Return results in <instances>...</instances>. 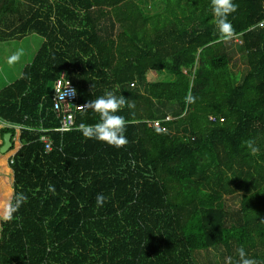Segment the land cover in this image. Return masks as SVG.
I'll return each instance as SVG.
<instances>
[{"label": "trees", "instance_id": "16d2710c", "mask_svg": "<svg viewBox=\"0 0 264 264\" xmlns=\"http://www.w3.org/2000/svg\"><path fill=\"white\" fill-rule=\"evenodd\" d=\"M150 1L0 0V43L41 38L0 89V148L4 134L11 144L0 152V264H211L218 249L239 264L241 247L264 264V0H233L230 37L211 0ZM61 75L86 105L63 133L51 100ZM114 88L134 104L117 113L119 148L79 129ZM18 193L26 200L5 220Z\"/></svg>", "mask_w": 264, "mask_h": 264}, {"label": "clouds", "instance_id": "9594fccd", "mask_svg": "<svg viewBox=\"0 0 264 264\" xmlns=\"http://www.w3.org/2000/svg\"><path fill=\"white\" fill-rule=\"evenodd\" d=\"M237 5L233 0H211V11L216 17V26L220 33L226 37L232 35L231 24L228 16L235 12ZM19 58V53L11 57L12 61ZM118 87V86H117ZM73 90V94H74ZM116 88L111 91H105L103 95L90 102L91 108L98 115V121L95 124L79 125L82 134L85 138L102 141L114 147H121L127 143V138L124 135L126 129V120L122 115L117 113L127 105L128 108H133L134 104L126 100L124 95L117 96L115 94ZM189 103L193 102L194 98L190 95L186 98ZM246 147L250 150L252 155H256L258 148L252 140L246 142ZM49 191L54 192L55 189L49 186ZM26 200L22 193L16 194L15 203H10L7 214L3 217L5 220L12 219V213L15 212L20 204ZM106 197L104 194H97L95 197L96 205L102 206L105 203ZM239 257V264H256L254 260L246 258V253L243 247L237 249ZM231 264V262H229Z\"/></svg>", "mask_w": 264, "mask_h": 264}, {"label": "rangeland", "instance_id": "374dc122", "mask_svg": "<svg viewBox=\"0 0 264 264\" xmlns=\"http://www.w3.org/2000/svg\"><path fill=\"white\" fill-rule=\"evenodd\" d=\"M151 2L150 0H148ZM147 6H149L147 4ZM239 42V41H238ZM234 41H226L225 46L233 54L231 58V66L234 70L243 72L244 66L238 60V55L232 52L235 49ZM41 45V38L36 35H30L20 41L0 43V89L8 85L10 81H14L19 77L21 69L29 64L33 59L36 51ZM19 53V58L15 61L11 60L13 55ZM230 53V52H229ZM163 75H155L151 73L148 75V80H160ZM228 209H235L238 207L237 200L234 198H224ZM211 264H225L226 258L221 257V249L209 250L205 257Z\"/></svg>", "mask_w": 264, "mask_h": 264}, {"label": "built area", "instance_id": "2783aa9c", "mask_svg": "<svg viewBox=\"0 0 264 264\" xmlns=\"http://www.w3.org/2000/svg\"><path fill=\"white\" fill-rule=\"evenodd\" d=\"M261 25V24H260ZM63 75H61L60 79L54 84L53 94H52V109L58 115H60V125L55 130L63 133L70 130L74 124V114L73 110H77L79 108H84L86 105H78L76 103V93L74 91L73 94V86L66 80L62 79ZM210 119H212L210 117ZM12 126V125H7ZM155 127H158L159 124L157 122L154 123ZM15 130L20 131L24 128L22 126L16 125L13 126ZM16 138V136H15ZM41 142L44 145V150L49 152L52 150L51 141L48 139L46 135L41 137Z\"/></svg>", "mask_w": 264, "mask_h": 264}, {"label": "water", "instance_id": "95a60500", "mask_svg": "<svg viewBox=\"0 0 264 264\" xmlns=\"http://www.w3.org/2000/svg\"><path fill=\"white\" fill-rule=\"evenodd\" d=\"M10 134H4L3 136V145L0 148V152L3 153L4 151H6L9 147H10Z\"/></svg>", "mask_w": 264, "mask_h": 264}, {"label": "crops", "instance_id": "0c3cea01", "mask_svg": "<svg viewBox=\"0 0 264 264\" xmlns=\"http://www.w3.org/2000/svg\"><path fill=\"white\" fill-rule=\"evenodd\" d=\"M22 70V69H21ZM15 81V80H14ZM13 81H10L8 84L12 83ZM85 107V106H84Z\"/></svg>", "mask_w": 264, "mask_h": 264}]
</instances>
